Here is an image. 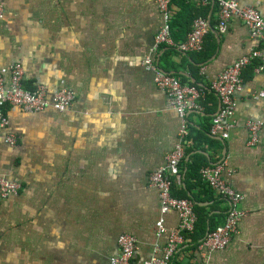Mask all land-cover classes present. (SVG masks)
<instances>
[{
	"label": "crops",
	"instance_id": "0c3cea01",
	"mask_svg": "<svg viewBox=\"0 0 264 264\" xmlns=\"http://www.w3.org/2000/svg\"><path fill=\"white\" fill-rule=\"evenodd\" d=\"M233 1L264 17V0ZM0 4V70L22 63L27 88L43 85L51 96L63 86L75 94L65 112L5 110L9 124L0 127V175L17 180L21 189L0 199V264H112L121 234L136 238V263L160 258L179 216L167 213L165 231L156 235L160 201L148 177L176 145L180 119L155 86L153 72L143 66L160 22L154 1ZM205 6L201 0L170 3L176 41L185 39L193 18L208 19L204 47L212 56L207 62L196 64L169 46L155 55L160 69L186 83L196 79L207 93L203 112L187 114L186 156L174 194L193 196L212 224L221 222L227 201L200 180L198 170L225 161L247 213L225 247L208 250L189 242L180 247L175 262L264 264V125L255 146L248 145L244 127L247 120L264 123V101L257 97L264 70L244 71L243 88L236 95L237 124L229 138L206 134L219 109L210 82L235 59L264 44L236 19L218 34L217 6ZM8 134L16 136V146L5 142Z\"/></svg>",
	"mask_w": 264,
	"mask_h": 264
},
{
	"label": "built area",
	"instance_id": "2783aa9c",
	"mask_svg": "<svg viewBox=\"0 0 264 264\" xmlns=\"http://www.w3.org/2000/svg\"><path fill=\"white\" fill-rule=\"evenodd\" d=\"M159 13L160 22L153 35L150 52L143 59V66L154 74V84L162 91L180 119V129L177 143L166 155L165 162L148 177V185L158 191L160 213L156 221V235L160 236L165 230L164 216L174 211L179 216V226L172 230L163 248L160 258H151L142 264H169L176 253L188 241L193 233L197 216L194 203L186 197L178 198L173 195L176 183L180 180L182 162L186 156L188 121L187 114H201L204 110L203 101L206 90L202 86L186 83L177 75L160 69L155 55L164 46L172 47L180 54L188 55L201 52L205 38L210 31V23L206 16L193 18L190 29L183 41L173 37V14L170 9L171 0H153ZM217 6V32L224 34L233 19L240 21L249 31L252 39L264 44V17L255 8L243 6L233 0H201V4ZM4 18V9L0 4V20ZM252 67L256 73L264 70V48L253 49L246 55L235 59L230 66L218 73L210 82L209 90L217 97L219 109L212 116L209 124V136L214 139L227 140L231 131L236 127V95L242 91V75ZM25 68L22 63H15L0 70V127L9 124L5 110L17 108L25 113H38L47 108L57 112L68 111L75 94L70 89L59 87L53 95H48L43 85L33 89L26 87ZM257 97L264 101V84L257 92ZM264 123L257 120H247L244 127L248 133V145L258 143L259 132ZM5 142L16 146L15 135L8 134ZM225 161L208 164L200 168V178L219 196L227 201V211L221 223L209 230L200 242V248L208 250L225 247L229 238L237 231L238 221L247 211L240 207L244 198L229 179L230 171L226 170ZM21 189L17 180L0 175V199L16 195ZM119 253L111 259L112 264H138L133 257L137 248L136 238L129 234H121L118 238Z\"/></svg>",
	"mask_w": 264,
	"mask_h": 264
},
{
	"label": "trees",
	"instance_id": "16d2710c",
	"mask_svg": "<svg viewBox=\"0 0 264 264\" xmlns=\"http://www.w3.org/2000/svg\"><path fill=\"white\" fill-rule=\"evenodd\" d=\"M181 5H183V4H181ZM206 8L205 9H207L208 7H209V5H207V6H205ZM202 15H204V14H202ZM192 18V17H191ZM188 21H190V20H187V22ZM192 21V20H191ZM189 30V29H188ZM187 30V31H188ZM205 48V47H204ZM188 55H190L191 57H192V60L196 63V64H198V63H205V62H207L210 58H211V56H212V52L210 51V50H208L207 51V47L205 48V49H203L201 52H198V53H192V54H188ZM199 81H197L196 79H195V82H191V84H193V85H195V86H199ZM207 94V93H206ZM205 105V103L203 102V106ZM205 109V108H204ZM205 112V111H204ZM206 114H208V111H206ZM210 124V123H209ZM209 124H208V126H207V131H206V134L208 135V137H210L209 136ZM188 126H189V124H188ZM211 138V137H210ZM212 139H214V138H212ZM183 163H184V160H183V162H182V171H183V168H184V166H183ZM206 165H208V164H206ZM203 166H205V165H203ZM203 166H201V167H203ZM200 167V168H201ZM200 168H199V170H200ZM199 170H198V175H199ZM182 173V172H181ZM199 178H200V175H199ZM200 180L203 182V183H205L201 178H200ZM205 185L207 186V187H209L206 183H205ZM174 189H175V187H174ZM209 189H211L210 187H209ZM173 195L175 196V197H178V198H182V197H180V196H177V195H175L174 194V190H173ZM186 198H189L190 200H192L193 201V203H194V210H195V212H196V216H197V220H196V224H195V228H194V231H193V233H191L189 236H188V241L186 242V243H189V242H191V243H193V245H189V246H194V247H196L197 245H199L200 244V242L203 240V238L205 237V235H206V233L209 231V230H211L212 228H214L217 224H219V223H221V222H219V223H217V224H212L209 220H210V217L208 218V216H206L207 215V213L205 212V211H203L201 208V206L199 205V203L198 202H196V200H195V198L193 197V196H189V197H186ZM185 243V244H186ZM185 244H183V245H185ZM182 245V246H183ZM177 254L178 253H176V255H175V257L172 259V261L169 263V264H177L176 262H175V259H176V257H177Z\"/></svg>",
	"mask_w": 264,
	"mask_h": 264
}]
</instances>
